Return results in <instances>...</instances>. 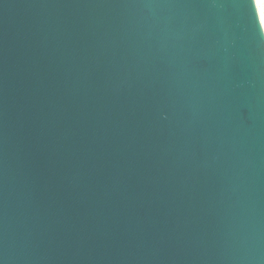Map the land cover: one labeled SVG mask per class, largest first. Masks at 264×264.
<instances>
[{"label":"water","instance_id":"95a60500","mask_svg":"<svg viewBox=\"0 0 264 264\" xmlns=\"http://www.w3.org/2000/svg\"><path fill=\"white\" fill-rule=\"evenodd\" d=\"M0 264H264L256 0H0Z\"/></svg>","mask_w":264,"mask_h":264},{"label":"snow or ice","instance_id":"6c2138e0","mask_svg":"<svg viewBox=\"0 0 264 264\" xmlns=\"http://www.w3.org/2000/svg\"><path fill=\"white\" fill-rule=\"evenodd\" d=\"M261 5V17L264 19V0H258Z\"/></svg>","mask_w":264,"mask_h":264},{"label":"bare ground","instance_id":"6f19581e","mask_svg":"<svg viewBox=\"0 0 264 264\" xmlns=\"http://www.w3.org/2000/svg\"><path fill=\"white\" fill-rule=\"evenodd\" d=\"M256 3H257V7H258V10H259V14H260V19H261V22H262V25H263V28H264V19H262V17H261V5L258 2V0H256Z\"/></svg>","mask_w":264,"mask_h":264}]
</instances>
